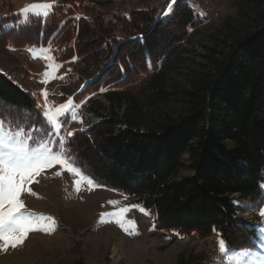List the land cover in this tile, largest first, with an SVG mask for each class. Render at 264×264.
Here are the masks:
<instances>
[{
	"label": "trees",
	"instance_id": "16d2710c",
	"mask_svg": "<svg viewBox=\"0 0 264 264\" xmlns=\"http://www.w3.org/2000/svg\"><path fill=\"white\" fill-rule=\"evenodd\" d=\"M63 1L27 24L26 43L52 34L63 7L82 0ZM151 16L97 17L87 30L96 38L81 46L80 60L113 55L95 82L109 81L108 105L88 108L99 120L72 136L68 154L97 184L149 211L159 229L218 233L229 249L251 247L258 234L234 219L231 196L256 201L264 182V0H234V14L199 54L184 47L200 26L188 4L172 18ZM16 31L0 20V37ZM65 37L58 44L66 48ZM0 118L40 119L31 95L1 71Z\"/></svg>",
	"mask_w": 264,
	"mask_h": 264
},
{
	"label": "rangeland",
	"instance_id": "374dc122",
	"mask_svg": "<svg viewBox=\"0 0 264 264\" xmlns=\"http://www.w3.org/2000/svg\"><path fill=\"white\" fill-rule=\"evenodd\" d=\"M41 2L51 0H0V20L7 27L19 29L16 33L0 37V71L33 98L40 116L38 126L32 119H24L22 123L41 129L38 136L43 135L45 129L51 132L50 126L44 123L42 112L46 99L44 91L48 93V106L72 102V109L79 113L80 120L76 124L71 113L62 118L66 123L59 136L65 137L66 148L76 132L91 128L99 120L88 108L98 103L108 105L104 94L109 90V81L95 82L103 70L113 64V55L106 50L96 62L79 58L81 46L96 38V32L91 36L86 35L87 30L96 25L95 18H127L134 11H145L151 16L154 13L151 10L163 7L166 0H82L78 8L68 7L70 5L63 7L66 14L63 13L61 25L58 24L52 34L40 36L36 44H28L25 40L32 38V35L27 32V24L37 18L45 20L56 12L54 7L64 3L63 0H56L47 17L33 15L26 21L21 10L26 5ZM183 4H188L200 20L194 43L184 44V47L199 54L209 32L217 28L225 17L234 14V0H175V3L171 0V11L165 17L172 18ZM204 5L211 8L214 17L204 13L201 8ZM60 26L64 28L61 30ZM64 33L68 40L66 48L64 44H58ZM71 47L75 51L67 59ZM53 63L60 65L55 71L57 78H46L44 73L52 71L50 64ZM112 69L117 70L115 65ZM45 79L47 83L42 82ZM68 131L73 134L67 136ZM47 138L56 141L59 137L52 134ZM53 147L57 146L54 144ZM188 175L189 172L182 173V176ZM77 179L79 177L61 165L45 168L35 176L29 185L35 195L22 193L21 199L27 210L53 217L55 231L31 232L17 248L0 250V264H220L218 241L222 239L218 233L206 237L196 232L180 234L175 230L159 229L154 216L145 209L147 214L141 212L139 206L132 207L125 194L95 181L91 187L86 182L82 183L78 191L75 183ZM232 198L238 209L234 219L257 232V226L264 224V217L260 215V209L264 208V182L256 201L240 199L238 196ZM109 201L119 203L112 205ZM122 207H129L125 219L135 222L138 234L126 233L114 217L101 222V213H112ZM246 214L252 216L247 223L243 220ZM125 226L131 227L128 224ZM258 238L251 247L243 248L248 249L253 258L264 257V238L259 235Z\"/></svg>",
	"mask_w": 264,
	"mask_h": 264
},
{
	"label": "snow or ice",
	"instance_id": "6c2138e0",
	"mask_svg": "<svg viewBox=\"0 0 264 264\" xmlns=\"http://www.w3.org/2000/svg\"><path fill=\"white\" fill-rule=\"evenodd\" d=\"M175 3V0H172ZM56 0L51 2L32 3L26 5L21 13L27 21L31 16L47 17L50 14ZM168 11L163 15H168ZM31 51V49H29ZM51 59V58H49ZM52 71L45 72L46 78L55 77V71L60 67L59 64H50ZM47 83V79L42 81ZM45 107L42 108L45 117L44 123L51 128V132L44 130L43 135L37 133L41 129L26 126L19 120L0 118V250L8 248H17L22 245L31 232L41 231L51 233L55 231V219L51 216H45L31 212L25 208L24 201L21 199L22 193L32 192L29 185L33 183L34 178L43 169L61 165L64 169L79 177L75 181L77 190L79 186L86 182L90 187L94 181L76 166V161L68 154L65 148L66 139L59 136L66 120L62 118L71 113V118L76 120L78 117L72 109V102L68 101L60 105L47 104V91H44ZM55 134L58 140L48 139L49 135ZM71 131L67 136H71ZM57 147H53V145ZM60 173L58 172L57 175ZM116 205L118 201H109ZM132 207H138L133 205ZM145 212L143 208L139 209ZM129 207H122L112 213H101V222H106V218H116L115 222L130 235L138 234L135 229V222L125 219V214ZM260 215L264 217V208L260 209ZM128 224L131 227H126ZM258 235L264 238V224L257 226ZM219 251L221 253L220 264H264V257L253 258L248 249L234 251L229 249L223 240L218 241Z\"/></svg>",
	"mask_w": 264,
	"mask_h": 264
},
{
	"label": "built area",
	"instance_id": "2783aa9c",
	"mask_svg": "<svg viewBox=\"0 0 264 264\" xmlns=\"http://www.w3.org/2000/svg\"><path fill=\"white\" fill-rule=\"evenodd\" d=\"M198 2V0H196ZM170 7V0H166L165 5L161 8L152 9L151 11L154 12L155 17H161L164 12L168 11ZM205 14L208 15V17H211L214 15L211 8L207 5L206 7H201Z\"/></svg>",
	"mask_w": 264,
	"mask_h": 264
},
{
	"label": "bare ground",
	"instance_id": "6f19581e",
	"mask_svg": "<svg viewBox=\"0 0 264 264\" xmlns=\"http://www.w3.org/2000/svg\"><path fill=\"white\" fill-rule=\"evenodd\" d=\"M171 1V0H170ZM203 5V4H202ZM205 7L207 6V5H204ZM152 15L154 16V13H152ZM212 17H214V15L212 16ZM164 18H166L165 17V15H162L161 17H156V20H162V19H164ZM75 112V111H74ZM79 113H78V122H79ZM250 219H252V216L251 215H249V214H246V215H244L243 216V220L247 223V222H249L250 221Z\"/></svg>",
	"mask_w": 264,
	"mask_h": 264
},
{
	"label": "water",
	"instance_id": "95a60500",
	"mask_svg": "<svg viewBox=\"0 0 264 264\" xmlns=\"http://www.w3.org/2000/svg\"><path fill=\"white\" fill-rule=\"evenodd\" d=\"M75 113H76V115H77V117H78V112H75ZM74 122L77 124V123H78V118H77L76 120H74ZM233 196H237V195H233ZM233 196H231V198H232Z\"/></svg>",
	"mask_w": 264,
	"mask_h": 264
}]
</instances>
